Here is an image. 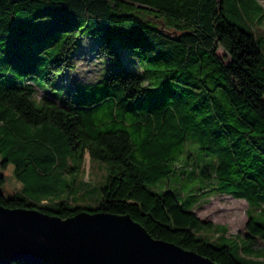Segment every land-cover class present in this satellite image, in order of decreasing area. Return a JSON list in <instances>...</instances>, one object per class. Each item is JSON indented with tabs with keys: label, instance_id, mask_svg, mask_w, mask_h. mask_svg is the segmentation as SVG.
<instances>
[{
	"label": "trees",
	"instance_id": "16d2710c",
	"mask_svg": "<svg viewBox=\"0 0 264 264\" xmlns=\"http://www.w3.org/2000/svg\"><path fill=\"white\" fill-rule=\"evenodd\" d=\"M225 2L0 0V204L63 218L83 210L127 213L153 238L219 264H262L263 224L247 216L246 252L242 246L234 257L229 246L202 238L212 224L195 213L213 194L247 200L246 212L248 202L264 199V36L245 18L232 22ZM84 34L104 42L114 65L99 81L75 83L59 102L41 96L35 105L34 79L56 88ZM114 41L135 52L141 72L122 67ZM189 141L202 157L190 171L198 189L181 201L168 188H148L177 169ZM85 153L108 168L95 202L49 203L23 191L27 169L32 189L48 193L62 158Z\"/></svg>",
	"mask_w": 264,
	"mask_h": 264
},
{
	"label": "rangeland",
	"instance_id": "374dc122",
	"mask_svg": "<svg viewBox=\"0 0 264 264\" xmlns=\"http://www.w3.org/2000/svg\"><path fill=\"white\" fill-rule=\"evenodd\" d=\"M256 1L262 7L256 6L252 0H236L237 7H234L233 0H226L224 14L232 22H238L241 17L245 18L253 26L259 38L264 36V15H262L263 20H260V14L264 12V0ZM239 3H242L243 7L239 6ZM261 44H264V41ZM104 46L105 44L101 39L90 37L87 34L82 35L78 40L77 48L72 52L71 58L74 66L61 72L57 79L56 88L52 89L45 82L34 79L33 83L36 84L35 105L39 106L41 96L59 102L65 96V92L69 91L77 82L93 83L101 80L108 69L114 65L113 60L104 52ZM112 46L119 52L123 68L133 69L137 72L142 71L132 49H120L117 41H114ZM217 54L223 57L224 61H228L230 58L222 46L218 47ZM189 152L198 154L195 150V143L190 141L186 142L182 155L175 162L176 170H173L167 177L158 178L154 183L146 182L145 185L156 190L168 188L181 201L187 199L190 192L197 190L200 186L198 177L190 175L191 168L196 167L198 162L202 163V157L199 155H196L193 160L189 159ZM62 161L64 169L58 167L57 171L49 176V179L55 180L54 189L49 190L48 193L33 190L35 178L27 169L24 172L26 184L23 186V191L44 195L43 197H46L49 203L53 199L59 198H70V201L73 199L77 202L89 203L98 200L101 196V188L107 180V165L98 159H90L88 153H85L82 158H69L66 155ZM60 172L64 174L60 175ZM67 187H71L72 196L66 192ZM203 194L206 193H202L199 198H202ZM28 196L32 197L31 194ZM246 201L242 198L223 194H213L201 199L195 206V213L201 219L212 224L200 230L202 238L214 246H229L234 257H237V250L240 254H244L241 248L243 246V252H246L245 244H248V240H246L244 233L246 232L247 216H251L255 221L264 225V199L248 202L250 206L247 212L248 204ZM41 203L46 202L43 200ZM261 263H264V258Z\"/></svg>",
	"mask_w": 264,
	"mask_h": 264
},
{
	"label": "water",
	"instance_id": "95a60500",
	"mask_svg": "<svg viewBox=\"0 0 264 264\" xmlns=\"http://www.w3.org/2000/svg\"><path fill=\"white\" fill-rule=\"evenodd\" d=\"M219 264L153 238L127 213L79 211L67 217L0 204V264Z\"/></svg>",
	"mask_w": 264,
	"mask_h": 264
},
{
	"label": "crops",
	"instance_id": "0c3cea01",
	"mask_svg": "<svg viewBox=\"0 0 264 264\" xmlns=\"http://www.w3.org/2000/svg\"><path fill=\"white\" fill-rule=\"evenodd\" d=\"M223 195H225V194H223ZM228 196V195H227Z\"/></svg>",
	"mask_w": 264,
	"mask_h": 264
}]
</instances>
